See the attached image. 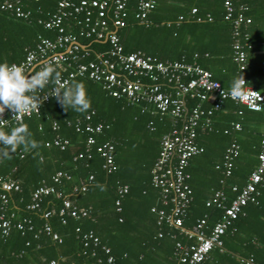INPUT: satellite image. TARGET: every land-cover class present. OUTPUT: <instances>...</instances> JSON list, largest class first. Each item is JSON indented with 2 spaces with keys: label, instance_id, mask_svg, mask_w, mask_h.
I'll use <instances>...</instances> for the list:
<instances>
[{
  "label": "trees",
  "instance_id": "trees-1",
  "mask_svg": "<svg viewBox=\"0 0 264 264\" xmlns=\"http://www.w3.org/2000/svg\"><path fill=\"white\" fill-rule=\"evenodd\" d=\"M12 1H17L23 11L29 12V18L25 21L0 11V63H18L26 49L33 47L37 37L52 40L55 36V32L44 29L41 22L53 12L59 0ZM153 1V8L146 17L147 27L134 20L133 2H128L123 24L115 30L125 53L139 50L159 61H193L225 89L227 86L223 80L213 76L215 68H211L229 66L236 77L243 75L247 84L260 92V88L245 76L253 49L250 36L253 16L248 10L250 0H237L233 4L235 8L243 6V15L250 20L246 27L239 29L240 35H248L246 43L250 45V49L244 50L242 72L232 60V24L230 20L223 19V0ZM191 9L195 14H189ZM178 17L181 20L178 21ZM70 21L63 24L64 29L75 33ZM77 41L84 47L82 52L87 53L81 62L92 60L107 49L105 42H96L92 38H78ZM202 57H206L204 62ZM39 70L35 67L28 72L30 75ZM57 70L61 75L65 74L61 68ZM72 82L85 84L91 99L90 109L84 113L72 109L65 111L56 98L50 99L41 105L37 117L24 118L21 122L28 125L32 138L40 142L41 147L28 152L18 149L11 159L0 162V176L9 174L19 185L18 192L7 195L5 215L12 214V221L26 218L32 226V231H25L22 235L11 229L5 238H0V264H48L49 261L56 264H94L95 259L90 257L88 249L82 247L75 228L80 232L91 231L99 243L109 249L112 264H178L174 255L175 243L186 245L193 240L179 235L167 224L157 225L156 212H151V209L167 213L169 206L162 204L158 190L150 184L160 139L176 125L168 116L157 114L150 105L112 98L100 85L87 78L76 77ZM195 104V100L185 99L184 110H190ZM199 107L208 109L211 104L203 101ZM86 115H89L88 120H84ZM208 119L211 130H201L204 117L196 128L195 142L203 151L190 159L186 169L191 201L182 220L185 230H190L203 217L206 231L218 221L222 211L214 206L205 207V202L211 199L214 191H221L226 197L224 205L230 203L234 197L230 187L240 188L255 168L264 135L261 112L249 111L228 100L223 101L219 110L213 111ZM52 123L56 125L54 131L51 130ZM98 124L102 126L99 133L85 131L86 126ZM234 124L239 125V131L233 129ZM76 125L77 132L74 130ZM12 127L15 126L4 129L10 131ZM55 135L67 141L63 150L44 146L51 143ZM88 137L93 139V144L85 153ZM231 141L237 143L239 152L233 160L231 175L225 178L215 166L221 164L223 151ZM103 143L113 147L116 170L111 174L101 169L103 161L95 151ZM78 155L81 157L77 158ZM57 172L66 174L68 179L60 178L53 183L52 177ZM88 176L92 177L90 181ZM41 183L53 187L61 198L48 195L42 198L37 210H25L31 192ZM80 183H84L85 191L73 193L72 188ZM118 185L127 187L126 194L121 197L116 193ZM102 186L105 190H101ZM62 199L86 209L87 217L79 220L66 218L65 224H60L57 210ZM116 200L119 202L118 212L114 206ZM49 211L52 214L44 219L43 213ZM44 223L58 236L60 243L38 233ZM231 228L232 233L228 230L220 238V250L212 249L200 264H240L245 259L263 264L264 185L259 189L257 203L246 204L232 221ZM159 233L161 237H157Z\"/></svg>",
  "mask_w": 264,
  "mask_h": 264
},
{
  "label": "built area",
  "instance_id": "built-area-1",
  "mask_svg": "<svg viewBox=\"0 0 264 264\" xmlns=\"http://www.w3.org/2000/svg\"><path fill=\"white\" fill-rule=\"evenodd\" d=\"M130 1L133 2L134 20L147 27L146 17L153 8V0L57 1L53 12L48 15L45 21L41 22L44 29L55 32L54 38L49 40L37 37L33 47L26 49L23 59L15 64L23 65L25 72L35 67L42 69L49 65L61 68L65 72L62 75V84L70 83L76 77L87 78L100 85L112 98H123L131 104L150 105L160 116L166 115L171 118L176 126L160 139L159 153L152 165L150 180L152 188L158 190L162 204L169 206V209L167 213L154 209H151V212H156L158 226L161 223L167 224L176 229L179 235L193 240L192 243L186 245L175 243L174 255L178 264H200L208 258V253L212 249L220 250V238L228 230L229 233L233 232L231 223L241 213V209L248 203H257L259 189L264 185V135L256 155L255 168L249 173L240 188L235 185L230 187V192L234 193L230 203L227 206L224 205L226 197L221 191H214L211 199L205 202V207L214 206L222 211L218 221L209 231H206L203 217L190 230H185L182 228V220L191 201V190L188 185L189 174L186 169L190 159L203 151L195 142L198 122L204 117L201 130H211L208 116L213 111L219 110L221 103L227 100L233 104L242 105L249 111L261 112L264 120V93H260L246 84V90L251 95L234 100L228 95L230 88L221 87L220 83L215 81L208 71L198 67L193 61L191 63L183 62L182 59L172 62L159 61L139 50L125 53L118 42L115 30L122 26ZM236 1L223 0V19L231 21L232 60L237 65L238 71L242 72L245 60L244 50L250 49V45L246 43L248 35L245 33L240 35L239 29L246 27L250 20L244 17L243 6L239 5L237 8L233 6ZM0 11L25 21L29 18V12L23 11L17 1L0 0ZM189 14H195V10L191 9ZM67 20L72 21L69 23L76 29L75 33L65 31L63 24ZM179 20L181 17H178ZM207 21H209L208 18ZM78 38H92L96 42L103 41L107 44V49L96 54L94 59L81 62L80 60L84 59L87 53L82 52L84 47L78 43ZM11 64L13 63L9 65ZM54 87L50 84L45 90L37 93L42 104L55 98L51 95ZM46 97L48 98L45 99ZM185 99L196 101V104L188 111L184 110ZM203 101H208L211 107L200 108L199 103ZM38 114L39 112L34 111L31 114L13 118V114L6 111L3 116L6 119L3 126L4 128L17 126L24 118L37 117ZM88 119L89 115H86L84 120ZM101 129L102 126L99 124L95 127H85V131L88 133H99ZM233 129L239 131V125L234 124ZM51 130H56L54 123L51 124ZM74 130L78 131L77 125ZM66 144V140L55 135L51 143H45L44 146H53L63 150ZM85 144V153H87V148L93 144V139L88 137ZM95 151L103 161L101 169L106 174L113 173L116 166L112 157V145L103 143L97 146ZM238 152L239 146L236 142L231 141L223 151L221 164L215 166L216 170H221L225 178L231 175L232 163L238 156ZM80 157L81 155L77 156V158ZM60 178L68 179V176L57 172L52 177V182L57 183ZM91 179L92 177L88 176L87 180ZM18 191V183L9 174L0 176V238L2 239L8 235L11 229L18 231L21 235L25 231H32V226L26 218L12 221V214L5 215L7 195ZM78 191L81 193L85 191L84 183L72 188L73 193ZM126 192L125 185L116 187L118 197L123 196ZM48 195L61 198L53 187L41 183L31 192L25 210H37L42 198ZM114 206L118 212V200L114 202ZM51 214L52 211L45 212L42 217L47 219ZM87 215L86 209L75 206L68 199H62L57 210V216L62 225L65 224L66 218L79 220L86 218ZM74 232L82 247L88 249L90 257L95 259L94 264L113 263L109 249L101 245L91 231L80 232L78 228H75ZM38 233H43L52 241L60 243L58 236L51 232L47 223L42 225L41 232ZM157 237H161V234L159 233ZM48 264L56 263L49 261ZM240 264L254 263L250 259H245L241 260Z\"/></svg>",
  "mask_w": 264,
  "mask_h": 264
},
{
  "label": "clouds",
  "instance_id": "clouds-1",
  "mask_svg": "<svg viewBox=\"0 0 264 264\" xmlns=\"http://www.w3.org/2000/svg\"><path fill=\"white\" fill-rule=\"evenodd\" d=\"M61 80V72L52 65L29 75L23 65L0 63V162L11 159V155L18 149L28 152L41 147L40 142L32 138L33 134L27 124L20 123L10 131H5L3 125L6 119L3 116L6 111H10L13 118L34 111L39 112L43 102L37 93L43 91L49 84L55 86L51 95L65 111L72 109L84 113L90 109L91 99L85 84L82 82L62 84ZM246 84L243 75L233 78L228 95L234 100L251 95L246 90ZM101 190H105L103 186Z\"/></svg>",
  "mask_w": 264,
  "mask_h": 264
},
{
  "label": "crops",
  "instance_id": "crops-1",
  "mask_svg": "<svg viewBox=\"0 0 264 264\" xmlns=\"http://www.w3.org/2000/svg\"><path fill=\"white\" fill-rule=\"evenodd\" d=\"M248 10L253 16L250 34L253 42V49L249 55V62L247 64L245 76L260 88V92L264 93V0H250ZM205 58L206 57H202L203 62L205 61ZM214 68L215 71H213V76L219 80H223V84H225L227 88H230L231 81L236 77L231 67H220L217 65L216 67L211 68V70ZM262 130L264 132V126L262 127Z\"/></svg>",
  "mask_w": 264,
  "mask_h": 264
},
{
  "label": "rangeland",
  "instance_id": "rangeland-1",
  "mask_svg": "<svg viewBox=\"0 0 264 264\" xmlns=\"http://www.w3.org/2000/svg\"><path fill=\"white\" fill-rule=\"evenodd\" d=\"M261 131H262V129H261ZM263 132V131H262Z\"/></svg>",
  "mask_w": 264,
  "mask_h": 264
}]
</instances>
